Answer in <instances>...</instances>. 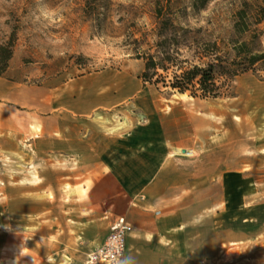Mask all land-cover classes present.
I'll list each match as a JSON object with an SVG mask.
<instances>
[{
	"label": "crops",
	"instance_id": "0c3cea01",
	"mask_svg": "<svg viewBox=\"0 0 264 264\" xmlns=\"http://www.w3.org/2000/svg\"><path fill=\"white\" fill-rule=\"evenodd\" d=\"M22 72L0 75V143L70 165V188L0 187V264H86L119 216L132 226L122 264H253L258 162L221 141L219 106L144 82L140 66L32 83Z\"/></svg>",
	"mask_w": 264,
	"mask_h": 264
},
{
	"label": "rangeland",
	"instance_id": "374dc122",
	"mask_svg": "<svg viewBox=\"0 0 264 264\" xmlns=\"http://www.w3.org/2000/svg\"><path fill=\"white\" fill-rule=\"evenodd\" d=\"M158 1L163 0H0V44L14 37L8 66L11 64L16 72L23 71L22 79L31 83L122 65H129L131 71H138L140 66L141 75L143 61L135 58L133 41L142 34L146 35V43L153 41L154 7ZM241 1L209 0L199 13L188 12V22L194 28L201 27V34L216 41L223 53L228 49L233 13ZM257 27L261 31L260 48H264V21ZM146 43H141L138 51L147 49ZM181 52V57L198 63L193 50L182 49ZM158 87L163 85L158 83ZM165 91L172 90L166 87ZM185 93L190 102L191 98H198ZM198 99L204 100L206 105L214 102L219 106L221 141L237 140L239 147H248L245 155L258 162L254 180L264 190V70L235 76L224 96ZM209 130L212 133V128ZM259 144L261 149L257 153L254 146ZM29 154L27 150L11 154L0 143V187L44 184L49 187L45 197L51 199L53 186L58 190L70 188L69 178L60 179V175L71 174L70 165L29 162ZM194 154L192 150L188 156ZM260 251H264V245L253 246L246 253L253 264L264 262L259 260L261 256L264 259Z\"/></svg>",
	"mask_w": 264,
	"mask_h": 264
},
{
	"label": "trees",
	"instance_id": "16d2710c",
	"mask_svg": "<svg viewBox=\"0 0 264 264\" xmlns=\"http://www.w3.org/2000/svg\"><path fill=\"white\" fill-rule=\"evenodd\" d=\"M208 1L156 2L153 41L146 43L145 34L133 41L135 58L143 61L140 76L144 82L161 83L179 93L189 92L192 97L217 98L228 94L229 83L235 76L264 70V48H260L261 31L257 27L264 21V0L241 1L233 13L228 49L223 53L216 41L208 40L201 34L202 28L190 26L187 19L188 12L199 13ZM13 38L0 44V75L12 56ZM143 42L148 48L140 52L138 49ZM182 49L193 50L198 63L181 57Z\"/></svg>",
	"mask_w": 264,
	"mask_h": 264
},
{
	"label": "built area",
	"instance_id": "2783aa9c",
	"mask_svg": "<svg viewBox=\"0 0 264 264\" xmlns=\"http://www.w3.org/2000/svg\"><path fill=\"white\" fill-rule=\"evenodd\" d=\"M131 231L132 226L124 217H116L101 245L87 254L86 264H122L126 237Z\"/></svg>",
	"mask_w": 264,
	"mask_h": 264
},
{
	"label": "bare ground",
	"instance_id": "6f19581e",
	"mask_svg": "<svg viewBox=\"0 0 264 264\" xmlns=\"http://www.w3.org/2000/svg\"><path fill=\"white\" fill-rule=\"evenodd\" d=\"M188 152V154H189V151H187Z\"/></svg>",
	"mask_w": 264,
	"mask_h": 264
}]
</instances>
